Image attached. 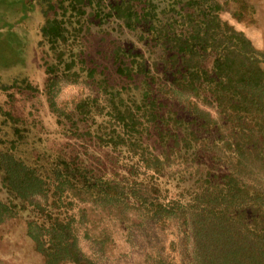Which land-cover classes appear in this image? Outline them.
Returning <instances> with one entry per match:
<instances>
[{
    "label": "trees",
    "instance_id": "trees-1",
    "mask_svg": "<svg viewBox=\"0 0 264 264\" xmlns=\"http://www.w3.org/2000/svg\"><path fill=\"white\" fill-rule=\"evenodd\" d=\"M147 6L117 7L115 18L140 30L148 57L130 51L131 61L115 62L120 87L100 79L108 98L94 99V135L116 151L107 159L114 172L64 150L29 163L10 141L0 149V226L25 213L23 234L40 264H103L96 255L108 256L111 240L124 248L134 228L170 226L180 264H264V50L221 20L218 3L179 32ZM54 20L42 36L57 38ZM164 250L144 263L172 264Z\"/></svg>",
    "mask_w": 264,
    "mask_h": 264
},
{
    "label": "rangeland",
    "instance_id": "rangeland-1",
    "mask_svg": "<svg viewBox=\"0 0 264 264\" xmlns=\"http://www.w3.org/2000/svg\"><path fill=\"white\" fill-rule=\"evenodd\" d=\"M63 1L60 6L55 0L50 7L48 0H0V149L14 141L16 155L29 163L64 150L78 153L88 163L101 159L105 162L102 166L114 172L107 167V159L116 151L100 146L94 135L100 122L98 117L92 118L94 99L108 98L98 81L106 77L110 85L119 88L121 83L114 80L115 62L131 61L127 57L130 51L148 57L147 46L138 36L140 30H131L115 18L117 7L126 14L133 6L145 13L149 2L155 4L160 18L179 32L194 15L201 16L202 7L218 3L221 20L264 50V0ZM47 18L55 19L57 38L41 35ZM88 69L94 70L93 77ZM81 103L84 106L78 107ZM175 184L172 179L170 195L176 191ZM0 197L6 198L1 178ZM89 213L90 219L100 220L96 212ZM24 214L0 226V264H40L23 234ZM140 229H133L132 240L124 248L113 240L108 242L110 254L96 255L97 259L103 264H142L147 253L164 247L171 263L180 264L178 253L169 247L176 240L175 226L162 230L149 227L147 232ZM114 231L116 239L123 238L116 228ZM80 244L93 254L85 237ZM120 250L124 254L117 257Z\"/></svg>",
    "mask_w": 264,
    "mask_h": 264
}]
</instances>
